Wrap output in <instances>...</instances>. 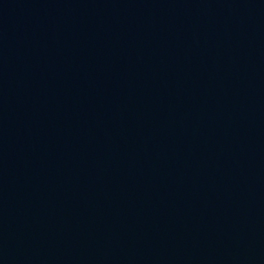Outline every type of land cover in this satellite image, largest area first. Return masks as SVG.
Segmentation results:
<instances>
[{
	"label": "water",
	"instance_id": "95a60500",
	"mask_svg": "<svg viewBox=\"0 0 264 264\" xmlns=\"http://www.w3.org/2000/svg\"><path fill=\"white\" fill-rule=\"evenodd\" d=\"M0 264H264V0H0Z\"/></svg>",
	"mask_w": 264,
	"mask_h": 264
}]
</instances>
